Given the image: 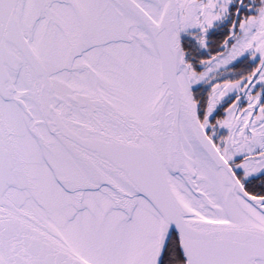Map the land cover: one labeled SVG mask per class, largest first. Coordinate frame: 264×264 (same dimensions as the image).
I'll return each instance as SVG.
<instances>
[{
  "label": "snow or ice",
  "instance_id": "1",
  "mask_svg": "<svg viewBox=\"0 0 264 264\" xmlns=\"http://www.w3.org/2000/svg\"><path fill=\"white\" fill-rule=\"evenodd\" d=\"M0 264H264V0H0Z\"/></svg>",
  "mask_w": 264,
  "mask_h": 264
}]
</instances>
